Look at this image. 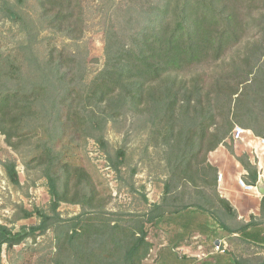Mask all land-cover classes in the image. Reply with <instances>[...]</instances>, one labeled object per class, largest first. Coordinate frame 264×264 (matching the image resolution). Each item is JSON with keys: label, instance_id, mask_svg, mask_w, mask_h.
Listing matches in <instances>:
<instances>
[{"label": "trees", "instance_id": "1", "mask_svg": "<svg viewBox=\"0 0 264 264\" xmlns=\"http://www.w3.org/2000/svg\"><path fill=\"white\" fill-rule=\"evenodd\" d=\"M127 1L122 20L118 13V20L107 25L105 67L90 85L83 83V60L55 50L45 60L24 59L30 69L25 77L22 68L19 79L14 72L0 75V132L26 165L36 162L42 168L51 195L48 210L18 209L14 221L39 219L26 235L0 223V264L4 246L13 248L49 230L55 235L53 264H146L157 220L192 207H215V170L208 154L224 143L235 124L264 138V128L252 125L264 122V0ZM38 4L48 28L70 39L83 35L82 0ZM6 12L8 18L20 17L11 7ZM238 47L242 55L225 64ZM202 66L218 69L204 85L199 75L189 81L174 76ZM141 106L151 111L150 124L160 127L162 146L168 149L164 197L144 214L113 213L102 181L97 183L86 167L63 160L56 148L65 140L80 146L89 137L107 149V118ZM21 142L29 143L26 151ZM105 153L121 174L125 152ZM239 160L256 183L257 169L247 157ZM3 167L20 187L16 161ZM62 203L82 211L64 219ZM261 212L264 217V198ZM255 224L252 220L242 230ZM237 264H264V259Z\"/></svg>", "mask_w": 264, "mask_h": 264}, {"label": "rangeland", "instance_id": "2", "mask_svg": "<svg viewBox=\"0 0 264 264\" xmlns=\"http://www.w3.org/2000/svg\"><path fill=\"white\" fill-rule=\"evenodd\" d=\"M82 2L84 32L81 37L70 39L48 28L41 18L38 0H0V75L14 72L19 79V69L22 68L21 74L25 77L30 69L27 68L28 65H24V59L35 57L45 60L49 53L55 50L82 59L85 68L83 83L90 85L105 67L107 25L113 19L118 20L119 14H121L119 20H122V13L128 1L82 0ZM8 7H11L20 17L8 18L6 12ZM242 53L241 47L234 49L224 59L225 64L237 59ZM215 69H217L216 66L212 68L202 66L174 76L189 81L199 75L204 79L200 84L204 85V81H209ZM259 110L261 108L258 107L257 111ZM150 122L151 111L149 113L144 106L137 110L126 109L123 114L115 118H107L103 131L107 149L102 148L100 143L89 137L86 143L80 146L69 145L65 140L56 148L62 153L63 160L86 167L97 183L102 181L103 185L109 189L110 202L107 209L113 213L144 214L150 210L152 204L157 201L161 203L164 197V182L167 180L164 155L168 149L162 146L163 136L158 130L160 127H152ZM236 125L243 127L238 123ZM252 125L257 129L264 128V122H252ZM71 133L72 131H69L65 136H70ZM227 140L229 141L226 143L227 146L234 148V151L242 153L243 150H247L242 143L233 142L231 135ZM28 145L27 142L19 144L25 151ZM106 150L112 157L116 156L118 150L125 152L126 161L121 174L115 171L105 153ZM7 161H16L20 187L14 186L8 179L3 167V163ZM255 163L258 168L259 160L256 159ZM262 167V173H264V160ZM134 169L136 174L133 176ZM146 199L149 203L145 202ZM50 205L48 180L43 176L42 168L38 167L36 162L26 165L21 155L7 144L5 135L0 132V223L12 229L14 233H22L26 230V235L32 226L39 224V219L33 217L28 220L14 221L18 209L23 207L29 211L48 210ZM81 211L82 208L79 205L69 203H62L59 208L64 219L73 217ZM149 240L154 247L146 264H185L175 260L159 263L158 246L161 243V237L155 229L151 230ZM55 253L54 231L49 230L36 239L28 237L13 248L4 246L1 264H53ZM239 257L256 263L264 259V251L244 242Z\"/></svg>", "mask_w": 264, "mask_h": 264}, {"label": "crops", "instance_id": "3", "mask_svg": "<svg viewBox=\"0 0 264 264\" xmlns=\"http://www.w3.org/2000/svg\"><path fill=\"white\" fill-rule=\"evenodd\" d=\"M227 139L208 154V163L215 170L212 175L218 194L215 207L210 210L192 207L178 213L166 214L157 220L153 229L161 237L158 246L159 263L175 260L185 264H237L241 260L239 254L244 242L264 251V217L261 212L264 195L258 189L247 190L239 183L242 179L246 185L258 187L259 183L264 182V173L261 172L262 177L259 180L260 173L255 163L257 157L249 145L238 142L247 150L240 153L233 148L232 152L231 147L226 144L229 142ZM243 156L257 169L256 183L239 160ZM263 157L264 154L261 162ZM219 173L223 174L221 181L218 180ZM221 200L227 201L230 207ZM252 220L256 224L242 230ZM219 243L226 245L225 253L214 251Z\"/></svg>", "mask_w": 264, "mask_h": 264}, {"label": "built area", "instance_id": "4", "mask_svg": "<svg viewBox=\"0 0 264 264\" xmlns=\"http://www.w3.org/2000/svg\"><path fill=\"white\" fill-rule=\"evenodd\" d=\"M251 136L253 138H251ZM231 139L235 143H238V142L245 143L253 149V153L256 155L257 159L259 160L258 170L260 173L259 180H261V177H262L261 172L263 169L262 162H261V156L264 154V138L257 137L251 130H248L239 125H236L231 133ZM222 178H223V174L219 173L218 180L221 181ZM239 183L243 188L247 190H254V189L257 190L258 189L257 186L246 185V183L242 179L239 180ZM226 250H227L226 245L222 243H219L218 245L214 247V251L217 253H225Z\"/></svg>", "mask_w": 264, "mask_h": 264}, {"label": "water", "instance_id": "5", "mask_svg": "<svg viewBox=\"0 0 264 264\" xmlns=\"http://www.w3.org/2000/svg\"><path fill=\"white\" fill-rule=\"evenodd\" d=\"M258 190H259V192H260L262 195H264V182L259 183V185H258ZM25 232H26V230H24L21 234H22V235H25Z\"/></svg>", "mask_w": 264, "mask_h": 264}]
</instances>
